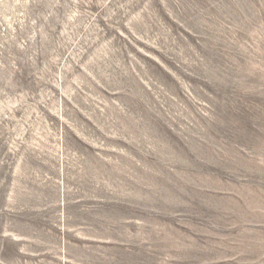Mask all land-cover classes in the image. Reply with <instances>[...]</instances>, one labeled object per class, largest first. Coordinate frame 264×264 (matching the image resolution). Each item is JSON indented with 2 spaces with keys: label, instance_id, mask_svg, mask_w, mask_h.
<instances>
[{
  "label": "rangeland",
  "instance_id": "1",
  "mask_svg": "<svg viewBox=\"0 0 264 264\" xmlns=\"http://www.w3.org/2000/svg\"><path fill=\"white\" fill-rule=\"evenodd\" d=\"M0 264H264V0H0Z\"/></svg>",
  "mask_w": 264,
  "mask_h": 264
}]
</instances>
